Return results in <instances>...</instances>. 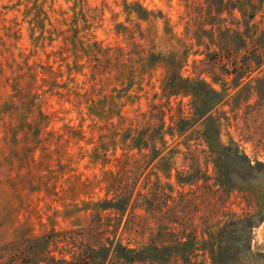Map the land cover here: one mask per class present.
Listing matches in <instances>:
<instances>
[{"label": "trees", "instance_id": "16d2710c", "mask_svg": "<svg viewBox=\"0 0 264 264\" xmlns=\"http://www.w3.org/2000/svg\"><path fill=\"white\" fill-rule=\"evenodd\" d=\"M183 1L188 14L195 9V19H205L196 28L188 19L187 34L178 38L167 24V33L177 38V47L158 50L157 43L145 46L132 35L134 49L119 60L120 72L130 70L127 78L140 77V82L145 73L164 64L161 90L167 102H153L150 109L128 115L118 106L124 105L119 101L123 96H132L129 91L122 94L114 87L117 94L87 97L89 115L104 122H95L101 131L97 144L90 150L80 145L79 154L89 156L94 163L101 160V173L69 176L61 188L57 184L60 172L53 168H47V172L42 169L30 179V185L39 191L44 189L55 200L67 197L72 190L98 184L107 190L106 196L97 200L73 197L64 203L63 210L55 208L48 216L53 224L49 231L28 233L30 228H26L17 238L0 245V264H205L208 258L212 264H252L255 259H264V251L254 250L252 243L254 226L261 219L259 212H234L223 224L221 220L212 222L214 211L202 210V193L198 192L201 179L205 186H211V164L216 174L213 185L229 184L234 173L246 177L264 166L261 160L253 162L239 142L222 138L230 122L222 106L231 99L238 109L242 101L257 95V111L264 115V24L263 20L254 21L264 0ZM225 10L227 16L223 15ZM135 11L143 19L152 14L140 3ZM140 34L154 41L151 27ZM111 49L116 50L110 46L103 52L106 63L100 60L106 67L112 64ZM89 50L101 52L102 48L95 42ZM198 52L205 56L195 57L194 62L198 65L200 60L206 65L201 73H210L211 80L201 73H185L190 55ZM256 70L259 73L252 75ZM105 72H111V68ZM231 74L235 75L233 83L225 77ZM238 86L237 93L230 95L231 89ZM180 94L190 97L189 106L182 104L177 116L172 114L168 120L172 97ZM114 113L119 116L116 121L112 119ZM40 114L42 122L48 115L43 110ZM69 130L67 139L64 133L51 131L55 141L52 152L58 153V162L64 167L75 157L70 153L67 160H62V154L69 152L68 141L80 137L79 142L85 137L81 128L72 125ZM118 148H122L121 153ZM111 161L114 165L106 167ZM174 169L176 180L163 181L160 172L172 178ZM186 184L190 185L187 190L176 188ZM47 206L51 207L49 203ZM59 213L64 218L75 217L79 227L57 229L54 217Z\"/></svg>", "mask_w": 264, "mask_h": 264}, {"label": "rangeland", "instance_id": "374dc122", "mask_svg": "<svg viewBox=\"0 0 264 264\" xmlns=\"http://www.w3.org/2000/svg\"><path fill=\"white\" fill-rule=\"evenodd\" d=\"M137 3L152 12L150 18L139 17L135 11ZM191 10L192 14H188L183 0H0V245L17 238L26 228H30L28 233L49 231L53 226L49 214L55 208L63 210L64 203L73 197L97 200L106 196L107 190L98 184L90 189L72 190L65 195L67 197L55 200L44 189L39 191L30 185V179L42 169L47 172V168H53L60 172L57 184L61 188L69 176L101 173L104 167L101 160L94 163L89 161V156L79 154L80 145L90 150L97 144L101 131L95 122H104L89 115L87 97L129 91L132 96H123L119 101L124 105L118 106L128 115L150 109L153 102L166 103L167 97L162 96L161 90L164 64L149 70L140 82V77L127 78L130 70L120 72V61L134 49V38L149 47L157 43L158 50L177 47V38L187 34L188 19L194 23V28L204 22V17L196 20L198 13ZM236 12L241 17L238 9ZM223 15L227 16L228 12L225 10ZM262 20L264 24V7L254 19ZM167 24L172 26L177 38H170ZM148 27L152 28L153 42L141 37L142 30ZM206 28H210V24H206ZM95 42L102 48L101 52L89 50L94 48ZM110 46L116 50L108 51L112 64L106 67L100 60L106 63L107 55L103 52ZM204 56V53H192L185 73H201L206 65L200 60L196 65L194 58ZM110 68L111 72H105ZM258 73L256 70L252 75ZM201 75L212 79L208 72ZM225 77L233 83L235 75ZM114 87L118 90L113 91ZM240 87H233L230 95L236 94ZM189 99L182 94L173 96V109L167 113L168 120L172 114L177 116L182 104L188 107ZM257 99L255 95L250 101H242L238 109L234 108L232 99L222 106L230 116L222 138L225 142L231 139L239 142L253 162H264V115L257 111ZM40 110L48 115L42 122ZM118 118L114 113L112 119ZM72 125L85 130V137L79 142L76 141L80 137L68 141L69 152L62 154V160H67L70 153L75 157L64 167L58 162V153L52 152L55 141L51 139V131L64 133V139H67ZM112 151L113 148L109 150L110 156ZM121 151L122 148H118V153ZM113 165L114 161H111L106 167ZM175 172L176 169L172 178L160 172L162 180L175 181ZM210 173L212 178L208 184L211 186H205L204 179L200 180L198 192L202 193V210H213L211 220H221L220 224L234 212H259L261 219L254 226L252 243L254 250L264 251V166L246 177L234 173L232 181L225 185H213L216 174L212 164ZM151 177L155 179L156 176ZM189 186L176 185V188L187 190ZM54 218L57 229L79 227L75 217L68 219L59 213ZM205 264H212V261L208 258ZM252 264H264V259H255Z\"/></svg>", "mask_w": 264, "mask_h": 264}]
</instances>
